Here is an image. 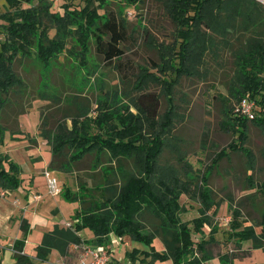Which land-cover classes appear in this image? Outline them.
I'll use <instances>...</instances> for the list:
<instances>
[{
  "label": "trees",
  "instance_id": "16d2710c",
  "mask_svg": "<svg viewBox=\"0 0 264 264\" xmlns=\"http://www.w3.org/2000/svg\"><path fill=\"white\" fill-rule=\"evenodd\" d=\"M74 1L65 0L61 12L53 9L52 1L35 5L34 0H9L14 10L2 14L5 23L1 24V32L7 37L0 45V144L6 131L22 132L20 116L33 104L32 99L29 103L20 100L30 85L15 69L17 58L34 56L42 64L43 77L37 96L56 101L62 91L56 86L54 94L48 90L54 61L68 55L74 59L72 67L83 73L84 79L89 78L99 69L98 64L89 61L92 40L104 62L120 60L124 54L120 45L127 37V25L121 13L125 6L140 8L146 2L84 0L85 4L78 8L73 6ZM159 1L175 24L177 82L182 77L199 75L206 57L219 53L220 47L232 53L235 69L229 79L228 94L220 96L223 101L220 128L234 135L235 140L216 153L207 173L197 171L180 148L175 149L180 167L163 163L162 154L169 139L174 137L178 117V109L170 100L175 82L167 87L169 109L161 116L160 94L150 89L141 91L133 100L136 112L119 100L118 89L113 96L110 91L98 94L94 103L77 102L86 81L77 78L72 80L74 83L66 81L71 88L67 99L69 110L55 122L54 128L49 127L41 111L39 135L47 140L52 151L49 169L74 173L91 157L89 178L93 184L82 180L77 192L66 190L67 199L77 200L80 205L75 223L70 226L55 223L43 233L36 246L39 261H47L53 250L70 259L73 245L109 243V235L115 233L120 238L129 236L150 245L153 259L170 258L173 264H207L214 258L208 245L218 241L194 239L190 222L181 216L187 210L181 197L186 195L200 205V214L193 219L194 230L199 232L204 224L212 225L214 230L218 225L212 223L221 202L216 200L209 183L211 170L228 158L230 152L243 154L249 170L256 168V156L246 144L250 125L258 127L264 137V3L259 0ZM112 2L118 4L116 12L110 10ZM22 3L29 5L24 7ZM52 29L56 30L53 36ZM248 94L256 100L254 119L235 115L231 102V99L239 102ZM8 107L15 110L12 117ZM28 139L36 145V138ZM261 154L264 158V148ZM6 161L11 163L10 169L4 166ZM20 173L19 165L0 150V196L3 191H14L22 185ZM247 181L250 188L260 187L264 196V183L257 186L253 173L247 176ZM228 202L229 225L234 232L242 227L238 240L248 238L253 248L264 247V209L260 223L253 220L252 225H245L247 220L241 206L234 205L230 197ZM84 228L93 237L84 238L81 235ZM21 229L23 238L14 245L20 251L15 253L17 264H32L33 259L21 253L30 229L25 218ZM155 238L162 241L163 251L154 248ZM136 250L132 256L139 253ZM224 258L230 260L228 256ZM0 264H4L1 259Z\"/></svg>",
  "mask_w": 264,
  "mask_h": 264
},
{
  "label": "rangeland",
  "instance_id": "374dc122",
  "mask_svg": "<svg viewBox=\"0 0 264 264\" xmlns=\"http://www.w3.org/2000/svg\"><path fill=\"white\" fill-rule=\"evenodd\" d=\"M48 1L53 2L54 10L64 11L62 4L65 0H34V4L38 5ZM84 4V0H75L73 6L80 8ZM28 5V3H22L21 6L27 7ZM7 10L13 11L14 6L10 5L9 0H0V45L7 37L1 32V24L5 23L2 14ZM110 10L116 12L118 4L112 2ZM121 15L127 25V37L120 45L124 50L122 58L104 62L102 56L96 53L92 40L89 61L91 64H98L99 69L95 74L90 75L89 78L86 76L84 79L85 75L79 74L77 69L72 67L74 59L65 54L61 55L58 61H54L49 72L51 83V87L48 88L49 93H55V86L62 91L56 101L50 102V100L37 96L43 77V67L34 56L17 58L15 62L16 71L30 85L23 99L20 100L29 103L32 99L33 104L26 113L20 116L19 128L22 132L12 134L6 131L4 141L0 144V150L7 153L11 161L21 168L20 192H23V189L33 188L41 194L40 201L32 205L30 209L37 213V222L42 224L46 230L52 229L55 223H62L65 226L74 224L80 205L77 200L67 199L65 192L66 190L77 192L82 180L90 185L93 184V180L89 178L91 157L81 163L80 169L74 173H65L50 168L52 175L56 176L59 181L61 191L59 195H51L47 186L43 184L44 169L50 167L52 151L50 145L45 143L43 137L39 135L41 111L44 112V118L49 127L54 128L55 122L61 120L69 110L67 99H70L71 88L66 81L71 83L76 78L79 81H86L84 84L86 88L78 94L77 102L94 103L98 94L110 91V95L113 96L115 90L118 89L119 100L136 112L132 104L133 100L141 91L150 89L160 94L158 112L161 116L169 109L170 96L166 93L167 87L175 82L172 87L173 99L170 97V100L178 109V117L176 122L174 121V137L169 139L170 143L162 154L163 163L180 167L181 163L175 151L176 148H180L186 152V159L193 163L194 168L204 172L209 169L216 153L235 140L234 135L220 128V121L223 117V101L220 96L228 94L229 79L235 69L232 53L227 48L220 47L219 53L206 57V63L199 75L182 77L177 82L174 71L177 66L174 58L175 24L165 12L162 2L146 0L140 8L125 6ZM55 32V29L50 30V35L53 36ZM167 79L171 83H168ZM100 84H103L102 92ZM66 89L69 92L65 93ZM231 102L233 106L238 103L233 99ZM8 109L12 117L15 110L10 107ZM29 136L34 138L37 136L39 140L37 147L29 141ZM246 145L256 156L257 162L254 170L248 169V163L243 154L230 152L228 158L221 160L209 175V183L214 189L215 198L221 202L212 223L216 222L218 225L216 229L213 230L210 224H204L199 232L194 230L193 219L199 216L200 205L186 195L181 197V203H184L187 208L181 216L190 222L194 239L214 238L218 241L208 245L214 258L207 264H264V247L253 248L252 241L248 238L239 241V232L242 227L235 229L234 232L233 227L229 225L231 220L229 197L234 205H240L243 209L244 218L247 220L245 225H252L253 220L260 223L263 217L264 196L261 194L260 187L250 188L247 184V176L252 173L257 186L264 183V158L261 154L264 148V137L258 127L250 125L249 140ZM4 166L10 169L11 163L6 161ZM34 178L37 179L33 183ZM6 194L7 192L2 196ZM38 230V227H35L33 234L38 233ZM257 231H261V226L257 227ZM89 234V229L81 230V235L86 237ZM109 245L116 264H173L170 258L153 259L150 254L152 249L150 245L133 240L129 236L124 239L112 236V242ZM153 246L157 251L164 249L160 238L154 239ZM135 249L139 253L132 256L131 253ZM8 253L11 255L10 252ZM29 255H32L31 252ZM78 255L76 251L70 259H76ZM224 256H228L230 260H226ZM39 262L47 264L39 260H35L33 264H39Z\"/></svg>",
  "mask_w": 264,
  "mask_h": 264
},
{
  "label": "crops",
  "instance_id": "0c3cea01",
  "mask_svg": "<svg viewBox=\"0 0 264 264\" xmlns=\"http://www.w3.org/2000/svg\"><path fill=\"white\" fill-rule=\"evenodd\" d=\"M36 139H37V143L35 146L37 147L39 145V140L37 136ZM43 140L45 143H47L46 139L43 138ZM36 179L37 178L33 179V183L36 181ZM42 180L44 186L46 187L47 186L45 185L46 178L44 177L42 178ZM3 192H7V194L5 196H2L1 194L0 196V259L4 264H17L13 247L17 240L23 238L21 223L22 220L25 218L30 223V229L27 235L28 237L26 236L25 238V245L23 251L27 255H29V252H31L32 255L29 256L33 259V263H35V260H38L36 258V246L41 242L43 233L47 230L42 224L37 222V213L32 211L30 208L32 205H36L40 201L41 194L39 193V191L33 190V188L30 190L23 189V192H20V187L18 188V190H14V191L5 190ZM35 227H38L39 230L38 233L33 234ZM87 236L86 237L84 236V238L90 239L91 237H93L92 232L90 231V234ZM112 236L113 238H115L118 235H116L115 233H111L109 235V241H110L109 243H105L101 245H91L89 243H81L80 245L98 246L102 249L110 250L111 246L109 244L112 242ZM76 251L78 252V249H76V245H73L71 250V256H74V252ZM8 252H10L11 255H9ZM62 259L63 257L59 254V252L57 250H53L48 260L41 262L47 264H54L55 262H58ZM112 259L113 260L111 264H116L115 258ZM39 264L41 263L39 262Z\"/></svg>",
  "mask_w": 264,
  "mask_h": 264
},
{
  "label": "built area",
  "instance_id": "2783aa9c",
  "mask_svg": "<svg viewBox=\"0 0 264 264\" xmlns=\"http://www.w3.org/2000/svg\"><path fill=\"white\" fill-rule=\"evenodd\" d=\"M256 100L251 95H245L241 100L235 105L234 114L237 116L246 117L249 119L255 118L256 112ZM44 176L46 178V185L48 192L53 195L60 194L59 181L56 176L52 175L51 170L46 168L44 170ZM5 192L2 193V195ZM78 249V256L76 259H65L55 262L54 264H111L112 254L110 250L102 249L98 246H88V245H76ZM14 252H19L13 247ZM24 253V251H21Z\"/></svg>",
  "mask_w": 264,
  "mask_h": 264
},
{
  "label": "water",
  "instance_id": "95a60500",
  "mask_svg": "<svg viewBox=\"0 0 264 264\" xmlns=\"http://www.w3.org/2000/svg\"><path fill=\"white\" fill-rule=\"evenodd\" d=\"M259 1H261V2H263V3H264V0H259Z\"/></svg>",
  "mask_w": 264,
  "mask_h": 264
}]
</instances>
